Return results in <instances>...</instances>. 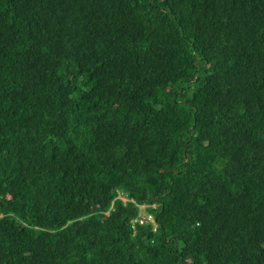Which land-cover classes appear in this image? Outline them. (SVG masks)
I'll list each match as a JSON object with an SVG mask.
<instances>
[{
  "label": "trees",
  "instance_id": "16d2710c",
  "mask_svg": "<svg viewBox=\"0 0 264 264\" xmlns=\"http://www.w3.org/2000/svg\"><path fill=\"white\" fill-rule=\"evenodd\" d=\"M0 264H264V0H0Z\"/></svg>",
  "mask_w": 264,
  "mask_h": 264
},
{
  "label": "built area",
  "instance_id": "2783aa9c",
  "mask_svg": "<svg viewBox=\"0 0 264 264\" xmlns=\"http://www.w3.org/2000/svg\"><path fill=\"white\" fill-rule=\"evenodd\" d=\"M138 222H139L140 224H142V223H144V222H150V223H152V222H154V219L152 218V216L147 215V216H145V217H140L139 220H138Z\"/></svg>",
  "mask_w": 264,
  "mask_h": 264
},
{
  "label": "clouds",
  "instance_id": "9594fccd",
  "mask_svg": "<svg viewBox=\"0 0 264 264\" xmlns=\"http://www.w3.org/2000/svg\"><path fill=\"white\" fill-rule=\"evenodd\" d=\"M120 199H121L122 201H126L125 198L120 197ZM153 207H155V205H154ZM138 208L141 210V212L139 213V218H140V217H145V216L149 215L148 213H144V212H143L145 206L140 205V206H138ZM150 216H151V215H150Z\"/></svg>",
  "mask_w": 264,
  "mask_h": 264
},
{
  "label": "bare ground",
  "instance_id": "6f19581e",
  "mask_svg": "<svg viewBox=\"0 0 264 264\" xmlns=\"http://www.w3.org/2000/svg\"><path fill=\"white\" fill-rule=\"evenodd\" d=\"M18 2V1H17ZM217 8V7H216ZM174 23V22H173ZM43 33V32H42ZM29 40V39H28ZM35 40V39H34ZM39 42V41H38ZM185 50V49H184ZM87 51V50H86ZM19 56V55H18ZM9 58V57H8ZM9 61V60H8ZM45 64V63H44ZM148 68V67H147ZM145 70V69H144ZM3 83V82H2ZM233 94V93H232ZM242 103V102H241ZM2 105V104H1ZM141 107V106H140ZM157 107V106H156ZM244 107V106H243ZM199 108V107H198ZM170 110V109H169ZM195 111V110H194ZM197 111V110H196ZM181 120V119H180ZM180 123V122H179ZM170 124V123H169ZM119 138V137H118ZM190 142V141H189ZM49 143V142H48ZM129 145V144H128ZM141 147V146H140ZM112 148V147H111ZM118 150V149H117ZM172 152V150H171ZM222 153V152H221ZM92 154V153H91ZM223 154V153H222ZM223 158V157H222ZM218 159V158H217ZM110 160V159H109ZM131 164V163H130ZM219 164V163H218ZM212 165V164H211ZM7 173V172H6ZM51 173V172H50ZM50 176V175H49ZM48 176V177H49ZM104 178V177H103ZM11 179V178H10ZM158 181V180H157ZM44 182V181H43ZM35 184V183H34ZM47 187V186H46ZM132 188V187H131ZM5 189V188H4ZM30 193V192H29ZM16 195V194H15ZM33 196V195H32ZM7 199V198H6ZM8 201V200H7ZM20 207V206H19ZM135 214V213H134ZM25 216V215H24ZM98 221V220H97ZM67 222V221H66ZM141 227V226H140ZM123 233V232H122ZM64 234V233H63ZM127 237V236H126ZM128 238V237H127ZM160 239V238H159ZM55 252V251H54ZM223 253V252H222ZM62 254V253H61ZM225 256V255H224ZM188 258V257H187Z\"/></svg>",
  "mask_w": 264,
  "mask_h": 264
},
{
  "label": "rangeland",
  "instance_id": "374dc122",
  "mask_svg": "<svg viewBox=\"0 0 264 264\" xmlns=\"http://www.w3.org/2000/svg\"><path fill=\"white\" fill-rule=\"evenodd\" d=\"M144 213H146L144 210H143ZM107 214V213H106Z\"/></svg>",
  "mask_w": 264,
  "mask_h": 264
}]
</instances>
